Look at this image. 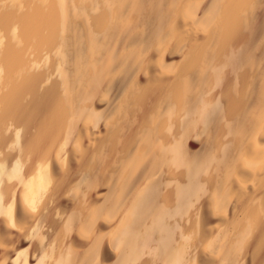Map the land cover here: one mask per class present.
<instances>
[{"label":"bare ground","instance_id":"6f19581e","mask_svg":"<svg viewBox=\"0 0 264 264\" xmlns=\"http://www.w3.org/2000/svg\"><path fill=\"white\" fill-rule=\"evenodd\" d=\"M0 264H264V0H0Z\"/></svg>","mask_w":264,"mask_h":264}]
</instances>
